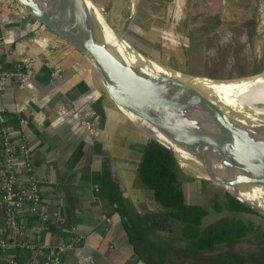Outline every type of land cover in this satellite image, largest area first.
I'll return each instance as SVG.
<instances>
[{"label":"crops","instance_id":"obj_1","mask_svg":"<svg viewBox=\"0 0 264 264\" xmlns=\"http://www.w3.org/2000/svg\"><path fill=\"white\" fill-rule=\"evenodd\" d=\"M185 2L194 6L189 0ZM10 5L0 0V71L17 68L29 52L36 61V73L24 89H19L14 80L0 82V117L12 116V137L20 138L23 133L27 136L44 203L61 222L51 220L56 228L42 234L41 242L48 240L56 246L72 241L76 248L62 255L63 264H145L122 213L133 211L143 219L132 203L144 214L161 209L138 179L143 137L129 121L137 118L129 116L108 94L110 101L103 98L94 84L92 62L81 50L22 8ZM200 12L202 19L185 10L180 23L174 24L169 8L159 25L163 31L153 57L163 48L174 56L177 66V59L184 57L181 47L174 44L188 45L189 56L184 58L187 66L192 68L194 61L197 67L207 65V49L201 46L205 45L203 36L208 35L217 72L213 30L208 15ZM156 14L154 4L148 20L156 19ZM143 25H131L129 30L142 29ZM164 33L178 42L162 38ZM251 34L258 35L254 30ZM197 42L201 46H196ZM257 44L262 47L260 41ZM143 48L149 50L146 45ZM22 118L27 125H20ZM87 121L92 129L85 124ZM152 132L170 144L158 131ZM183 160L190 161L186 155ZM30 216L26 238L31 241L38 217ZM47 253L20 251L22 264L35 260V264H42Z\"/></svg>","mask_w":264,"mask_h":264},{"label":"water","instance_id":"obj_2","mask_svg":"<svg viewBox=\"0 0 264 264\" xmlns=\"http://www.w3.org/2000/svg\"><path fill=\"white\" fill-rule=\"evenodd\" d=\"M15 1L45 27L49 28L68 43L81 50L91 60L94 70V84L106 101L110 100L107 92L103 88L100 76L104 79L108 88L110 87V92L112 93V96H114L117 104H119L123 109L135 111L148 108L151 110V113L160 118L168 127L173 129H179L181 125L189 123V137L192 139L196 149L199 151V155L196 159L202 166L209 162H215L221 159L237 160L244 163L245 166L242 169L238 168L232 170L226 178L223 176L213 177L211 169L207 167V165L204 173L193 161L182 163L175 151L169 145L157 138H154L152 132L153 126L149 121L143 117L134 120L127 116L133 126L140 130L143 137L141 161L144 159V156L151 151L162 153L165 160H167L177 175L181 179L192 183H210V181L206 178L207 175L222 183H234L239 179L241 172L246 169H249L252 174L264 182V165L248 140L244 136L243 138L235 141L229 140L233 134L240 130L239 124L227 123L216 125L214 126L213 139L211 141L206 140L205 135L208 126L210 107L206 98L197 91L179 81L171 84L168 89L170 97L194 107L196 110L195 114L179 112L169 115L162 111L160 106L149 100H138L134 99L133 96L128 97L125 94L127 89L140 90L148 93L154 91L160 82V74L158 75V73L156 74L137 63L125 60L120 56L110 54L97 47L87 31V17L85 16L83 9L76 8L75 4H72V2H68L67 4H63L61 1L54 2L49 7L51 10L49 15H45L37 8L36 5L30 2V0ZM185 1L186 0H153L157 8L156 19L153 18L142 29L132 30L133 32L128 30L127 33L131 35H129V37L127 36V33H122V28L119 25L117 26V20L106 12V30L109 29L110 31L120 35L122 40L125 42L127 49L130 50L131 53L138 52L140 55L152 59L155 48L154 45H157V39L161 37V32L163 31L160 29L159 25L169 8H171L173 12L177 11L182 16L186 10L193 14L195 18L202 19L203 16L200 10L190 4L188 6ZM57 18L67 19L69 25H64L59 22ZM172 19L174 20V24H179L182 17H178V22L177 17ZM143 31H145L146 39L141 41L140 36ZM201 38L202 36L199 35L198 39L200 40ZM203 38L205 39L204 42L207 49V65L197 67L195 65L196 61H194V65L190 68L192 69V74L196 77L221 80L215 72L213 46L211 45L210 37L205 35ZM191 43L193 44V42ZM144 45H146V47L148 46L149 50L143 48ZM199 45L200 42H197L196 46L199 47ZM187 46L188 45L179 46L181 47L180 53L184 58H188L189 56V48ZM218 188L222 190L224 202L221 204H224L227 201L237 202L240 206L245 208L246 213L264 217V213L241 197L237 196L232 191L227 189L225 190L220 187Z\"/></svg>","mask_w":264,"mask_h":264},{"label":"bare ground","instance_id":"obj_3","mask_svg":"<svg viewBox=\"0 0 264 264\" xmlns=\"http://www.w3.org/2000/svg\"><path fill=\"white\" fill-rule=\"evenodd\" d=\"M60 1L63 4L72 2V4H75L76 8L83 9V0H30V2L36 5L37 8L45 15H49V13L51 12L49 7L52 3ZM83 12L87 17V31L89 32L90 38L97 47L107 51L110 54H115L125 60L137 63L156 74L158 73V75L160 74V82L158 83V87L156 89L154 88L155 92L152 91L148 93L140 90L127 89L125 94L128 97L133 96L134 99L149 100L160 106L162 111L169 115L179 112H188L190 114H195L196 110L194 107L188 104H184L173 97H170L168 93V89L171 84L176 81L182 82L205 97L209 103L210 112L207 131L205 135L206 140L211 141L213 139L214 126L216 125L227 123L239 124L240 130L233 134V136H231L229 140L235 141L243 138L244 136L253 147L255 153L264 165L263 70V72L259 73L256 76L251 77L250 75L247 77L234 79L211 80L209 78L190 76L182 72L173 70L171 67H168V63L162 62L161 60V64H157V57H153L152 59H150L149 57L140 55L138 52L131 53L130 50L127 49V46L120 35L110 31L109 29L106 30L107 27H105V25H102L99 22L95 21L87 14L86 11L83 10ZM57 20L64 25H69L67 19L57 18ZM167 36L164 33L163 38L168 40L170 39V43H172L171 41L176 40L170 35L168 37ZM176 41H173V43ZM150 60L156 61V63ZM100 80L109 97L117 104L114 96H112V93L110 92V87L108 88L106 82L101 76ZM126 111L129 115H134L136 118L143 117L144 119L149 121L150 124L160 134H162L167 139V141L170 142L172 146L166 142L164 143L169 145L175 151L176 155L182 163L184 160L179 157L177 150L179 152H183L187 157H189L190 161L198 163L202 167L201 170H203L204 173L206 171L207 165V167L211 169L213 177L223 176L226 178L232 170L238 168L242 169L245 166L244 163L233 159H221L215 162H209L202 166L196 159V157L199 155V151L196 149L192 139L189 137V123L181 125L179 129H173L168 127L160 118L151 113V110H149L148 108L135 111ZM206 178L210 182H214L218 185H220L221 183L232 188L237 184H240L242 185L241 188L243 191L264 198V182L259 180L257 176L252 174L249 169L243 170L239 179L234 183H222L214 180L208 175ZM249 185H251L253 190L249 188ZM224 189L229 190L226 187H224ZM259 210L264 213V208Z\"/></svg>","mask_w":264,"mask_h":264},{"label":"trees","instance_id":"obj_4","mask_svg":"<svg viewBox=\"0 0 264 264\" xmlns=\"http://www.w3.org/2000/svg\"><path fill=\"white\" fill-rule=\"evenodd\" d=\"M3 117L10 123L11 115ZM138 179L161 206L153 212L162 213L164 209L171 220L181 225L177 238L162 221L149 215L142 219L133 211L123 210L130 238L145 264H264V248L259 249L260 243L251 244L248 253L242 256L234 250L240 243H249L255 230L254 223L239 217V213H246L243 206L233 201L221 204L217 200L215 216L211 218L204 207L187 203L182 180L162 153L151 151L144 156L138 167ZM236 194L256 208H264L263 197L245 191ZM30 217L27 214V219ZM44 224L50 230L56 228L54 221L47 220ZM5 255L17 263L23 262L19 250L0 249V258ZM0 264L9 263L0 259Z\"/></svg>","mask_w":264,"mask_h":264},{"label":"rangeland","instance_id":"obj_5","mask_svg":"<svg viewBox=\"0 0 264 264\" xmlns=\"http://www.w3.org/2000/svg\"><path fill=\"white\" fill-rule=\"evenodd\" d=\"M189 1L194 7L200 9L209 17L217 52L218 69L216 74L218 73L220 79H234L250 75L252 77L264 71V0ZM16 4L18 3L16 2ZM83 7L87 9V14L91 18L95 21H99V23H102L103 25H105V14L107 12L111 17L117 20V26L119 25L122 28L121 30L124 34L128 32L131 25L133 28H136L144 23L143 26L145 27L147 24L146 22L151 21L148 19L152 17L154 11L153 0H93L91 2L89 0H83ZM20 8L22 7L20 6ZM173 14L172 18L177 17V22L178 17H182L177 11L173 12ZM172 21L174 22L173 19ZM252 30L256 31L258 35H252ZM129 35L130 34L127 33L128 37ZM163 36L164 34L162 35V38ZM145 39V31H143L140 40L144 41ZM259 41L262 47L258 46L257 43ZM174 45H176L175 47H179L177 44ZM203 46H205L204 43L201 47ZM155 57H157V64L159 65L161 64L160 60L162 62L166 61L169 64L168 67H171L173 70L194 76L192 74V69L187 66L188 63L184 58L177 57L176 66L174 56L168 55L163 48L157 51ZM150 61L156 63V61ZM125 112L127 113L126 110ZM132 117L135 116L133 115ZM152 129L157 131L154 127H152ZM177 152L179 157L183 159L185 154L178 150ZM196 164L201 170L202 167L198 163ZM201 171L203 172V170ZM181 180V188L184 192L186 202L204 207L210 212L211 218L214 217L215 201L218 200L220 203L224 202L222 190L218 188L220 187L224 189V184L220 183V185H218L214 182H210L212 184L208 182L199 184L183 179ZM227 187L232 190V192L235 191V194L238 192L244 193L241 188L242 185L240 184H237L233 188L229 186ZM249 188L252 189L251 185H249ZM236 195L239 196V194ZM130 205H132L134 211L137 214L139 212L143 218L149 215L153 220L162 221L166 224L167 229L172 230L177 238H180L181 225L179 222L171 220L166 210L163 209L162 213L148 211L144 214L141 208H138L135 204L132 203ZM238 215L246 222L254 223L255 230L251 232L249 243H240L234 250L238 251L239 255L247 254L251 244L256 246L258 243L261 244L259 249H263L264 217L248 213H239Z\"/></svg>","mask_w":264,"mask_h":264},{"label":"built area","instance_id":"obj_6","mask_svg":"<svg viewBox=\"0 0 264 264\" xmlns=\"http://www.w3.org/2000/svg\"><path fill=\"white\" fill-rule=\"evenodd\" d=\"M6 1L14 8L20 7L15 0ZM35 64V59L26 52L20 66L0 71V82L14 80L19 89H24L35 76ZM19 123L21 126L27 125V120L22 118ZM89 123L85 122L88 127ZM0 142V249L48 251L42 264H63L62 255L76 246L72 241L56 246H51L48 240L41 242L42 234L51 233L44 222L60 220L56 214H50L44 203L41 184L34 176L35 167L27 136L23 133L20 138L13 139L12 126L0 117ZM27 214L38 217L32 228L34 239L31 241L26 238ZM0 259L9 264H20L6 255Z\"/></svg>","mask_w":264,"mask_h":264}]
</instances>
